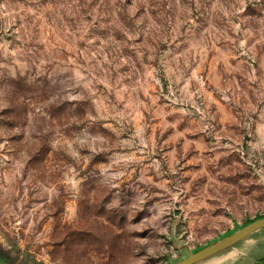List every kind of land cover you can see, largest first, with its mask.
I'll return each instance as SVG.
<instances>
[{
    "label": "rangeland",
    "instance_id": "1",
    "mask_svg": "<svg viewBox=\"0 0 264 264\" xmlns=\"http://www.w3.org/2000/svg\"><path fill=\"white\" fill-rule=\"evenodd\" d=\"M263 217L264 0H0V264H174ZM258 231L200 264H264Z\"/></svg>",
    "mask_w": 264,
    "mask_h": 264
},
{
    "label": "water",
    "instance_id": "2",
    "mask_svg": "<svg viewBox=\"0 0 264 264\" xmlns=\"http://www.w3.org/2000/svg\"><path fill=\"white\" fill-rule=\"evenodd\" d=\"M261 229H264V217L252 221L239 230L201 248L198 251L189 253L174 264H200L212 256L219 253L224 254L230 251L238 246L242 241L252 236L254 232ZM223 257H225V255Z\"/></svg>",
    "mask_w": 264,
    "mask_h": 264
}]
</instances>
